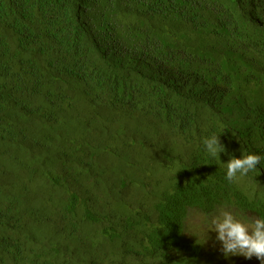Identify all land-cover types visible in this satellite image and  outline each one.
<instances>
[{
    "label": "trees",
    "instance_id": "16d2710c",
    "mask_svg": "<svg viewBox=\"0 0 264 264\" xmlns=\"http://www.w3.org/2000/svg\"><path fill=\"white\" fill-rule=\"evenodd\" d=\"M247 154L264 0H0V264H250L184 219L264 216Z\"/></svg>",
    "mask_w": 264,
    "mask_h": 264
},
{
    "label": "clouds",
    "instance_id": "9594fccd",
    "mask_svg": "<svg viewBox=\"0 0 264 264\" xmlns=\"http://www.w3.org/2000/svg\"><path fill=\"white\" fill-rule=\"evenodd\" d=\"M219 136L211 133L203 138L202 146L209 156L219 159L225 152L219 141ZM264 157L257 154L229 157L226 164L225 178L235 181L248 176L250 172L258 171ZM255 193L249 194L254 199ZM186 224L200 228L204 234L216 233V240L221 244L225 255L242 256L246 262L264 264V216H248L234 204H225L212 213L204 214L198 209L189 207L185 210ZM211 248H216L214 243ZM255 257L254 261L249 259Z\"/></svg>",
    "mask_w": 264,
    "mask_h": 264
},
{
    "label": "rangeland",
    "instance_id": "374dc122",
    "mask_svg": "<svg viewBox=\"0 0 264 264\" xmlns=\"http://www.w3.org/2000/svg\"><path fill=\"white\" fill-rule=\"evenodd\" d=\"M213 244H214V243L208 242V243H207V245H208V248H209V247H211V246H213ZM254 259H256V258H255V257H253V258H251V259H249V260H251V261H254ZM256 264H261V262H260V261H258V263H256Z\"/></svg>",
    "mask_w": 264,
    "mask_h": 264
}]
</instances>
